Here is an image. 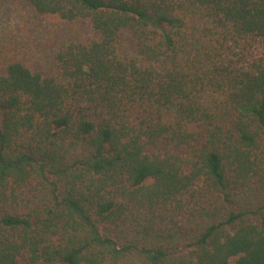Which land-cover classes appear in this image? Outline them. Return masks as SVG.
Wrapping results in <instances>:
<instances>
[{"label": "trees", "instance_id": "16d2710c", "mask_svg": "<svg viewBox=\"0 0 264 264\" xmlns=\"http://www.w3.org/2000/svg\"><path fill=\"white\" fill-rule=\"evenodd\" d=\"M24 1L90 34L0 42V264H264V0Z\"/></svg>", "mask_w": 264, "mask_h": 264}, {"label": "rangeland", "instance_id": "374dc122", "mask_svg": "<svg viewBox=\"0 0 264 264\" xmlns=\"http://www.w3.org/2000/svg\"><path fill=\"white\" fill-rule=\"evenodd\" d=\"M89 34L86 26L38 15L24 0H0V42L17 47L34 68L54 72L50 58L54 42L62 36Z\"/></svg>", "mask_w": 264, "mask_h": 264}]
</instances>
